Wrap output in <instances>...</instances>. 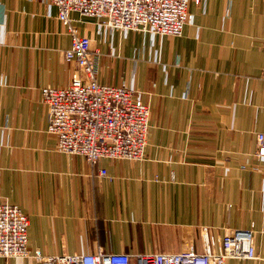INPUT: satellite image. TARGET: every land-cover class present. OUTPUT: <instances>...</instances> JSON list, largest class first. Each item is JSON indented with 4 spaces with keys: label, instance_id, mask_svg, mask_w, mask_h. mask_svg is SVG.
Segmentation results:
<instances>
[{
    "label": "crops",
    "instance_id": "0c3cea01",
    "mask_svg": "<svg viewBox=\"0 0 264 264\" xmlns=\"http://www.w3.org/2000/svg\"><path fill=\"white\" fill-rule=\"evenodd\" d=\"M188 12L180 37L70 14L99 53L98 82L150 108L142 161L91 166L59 153L46 132L41 88L66 87L78 71L64 60L71 36L57 9L49 0H0V204L27 215L31 253L174 254L185 236L200 253V227H210L217 239L253 232L255 258L226 264H264V162L255 156L264 133V0H189Z\"/></svg>",
    "mask_w": 264,
    "mask_h": 264
},
{
    "label": "built area",
    "instance_id": "2783aa9c",
    "mask_svg": "<svg viewBox=\"0 0 264 264\" xmlns=\"http://www.w3.org/2000/svg\"><path fill=\"white\" fill-rule=\"evenodd\" d=\"M198 4L200 0H192ZM189 0H49L57 19L71 36L63 52L66 62L78 71L68 86L43 87L41 101L47 109L46 132L56 138V150L85 158L94 166L102 159L142 161L150 131V108L122 86L99 83L98 51L78 35L71 13L94 18L119 32L134 31L180 37L192 23ZM255 156L264 162V133H257ZM101 177L106 171H99ZM264 211V206H263ZM29 220L20 207L0 204V257L32 258L38 264H226L228 260L255 258L253 232L249 229L226 232L217 239L210 227H200L202 252L185 236L178 253L92 254L45 256L27 249Z\"/></svg>",
    "mask_w": 264,
    "mask_h": 264
}]
</instances>
